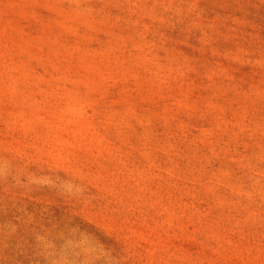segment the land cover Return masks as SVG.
Masks as SVG:
<instances>
[{
	"label": "rangeland",
	"instance_id": "374dc122",
	"mask_svg": "<svg viewBox=\"0 0 264 264\" xmlns=\"http://www.w3.org/2000/svg\"><path fill=\"white\" fill-rule=\"evenodd\" d=\"M0 264H264V0H0Z\"/></svg>",
	"mask_w": 264,
	"mask_h": 264
}]
</instances>
